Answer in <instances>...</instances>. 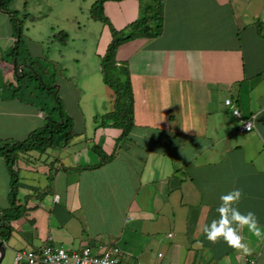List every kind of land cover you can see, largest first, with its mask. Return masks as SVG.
Segmentation results:
<instances>
[{"label":"crops","instance_id":"obj_1","mask_svg":"<svg viewBox=\"0 0 264 264\" xmlns=\"http://www.w3.org/2000/svg\"><path fill=\"white\" fill-rule=\"evenodd\" d=\"M161 1V35L135 39L116 53L117 62L128 68L133 94L134 127L125 140L118 142L121 131L100 127L93 114L87 127L79 109L73 114L82 130L75 133L78 123L66 109L72 136L83 137L72 144L56 142L44 152H17L15 196L0 155V219L12 204L21 211L17 219L0 222L1 264H13L18 251L46 245L70 252L117 247L126 264H244L250 257L264 264V116L258 115L264 112V37L257 30L261 23L264 32V0ZM147 3L106 1L103 13L115 30H122ZM29 4L12 0L7 11L0 8V141L22 142L48 122L45 108L15 91L22 65L16 66L15 59L10 63L20 36L10 13L18 22L19 14L35 23L41 18L27 11ZM43 36L34 38L28 28L21 35L30 50L43 45ZM110 40L103 25L96 57L104 56ZM46 56L51 60L50 51ZM61 69L68 73L66 66ZM98 74L100 65L88 68L79 81L85 84L88 75ZM106 88V107L98 116L113 110ZM67 92L61 97L64 109L75 106ZM226 99L242 120L256 116L252 132H238ZM94 148L110 159L98 166ZM233 189L244 194L236 207L253 211L259 220L260 237L247 228L241 232L251 254L222 239L213 244L203 232L218 218L221 194ZM6 227L10 234L4 239Z\"/></svg>","mask_w":264,"mask_h":264},{"label":"rangeland","instance_id":"obj_2","mask_svg":"<svg viewBox=\"0 0 264 264\" xmlns=\"http://www.w3.org/2000/svg\"><path fill=\"white\" fill-rule=\"evenodd\" d=\"M28 1L30 4L27 6V11L41 18L35 23V21H31L27 17L22 18V14H19L22 31L19 28L17 29V37L20 31L25 35V29L28 28L34 35V38H36L35 34L38 36L44 35L43 45H34L30 50L27 48L26 44H24V37H21L22 47H20L21 54L19 58H23V62H20L18 59V64L24 67L25 74L29 73L33 75L35 74V70V75L42 76L47 87L56 89L57 96L60 100L64 92L68 91L67 93L72 96L76 107H73L72 103H70V106L66 104L64 111L67 109V112L72 113L73 117L76 119L78 125L74 130L75 133H77L82 130V126L80 125L81 120L73 114L77 109L82 112L81 115H85V122L88 127V122L90 126L92 125L90 115L93 114L99 119L101 116L99 115V117L98 113L103 111L106 107L105 98L107 88L103 84L100 74L88 75L92 77H88L85 84L79 81V78L84 76L88 68L92 69V67H99L100 65L101 58L99 59L96 57L95 53L97 41L104 24L90 17L91 6L95 3L94 0ZM21 7L22 6H20V8ZM32 23L34 24L32 25ZM60 32L67 36V41L63 44H60L52 38ZM48 36L49 40L47 39ZM48 51H50L52 55L51 60L47 59L46 55ZM62 56L65 57L63 63L61 62ZM10 58L12 59V56ZM12 62L14 63V60H10L11 66L13 64ZM62 65L67 67L68 73L61 69ZM29 66L33 67L34 70ZM91 71L93 72L94 70ZM46 73H49L51 76L49 77ZM39 82L40 81L27 83L24 79L21 83V87L23 88L22 93H17H21L20 95L27 100H34L39 109L45 108L46 114H50L51 120L58 121L59 113L53 110L56 107L54 96H52L49 91H43L41 94L37 89ZM65 82H69V84L65 85ZM60 84L62 85V89L58 91ZM10 92L9 90L6 91V96L9 95ZM76 96H81L80 101H77ZM40 105L42 106L40 107ZM81 118L83 119V116ZM81 137L83 136L80 134L74 137L72 136L70 143L76 142L75 139H81ZM90 137L91 135L88 134L87 138L89 139ZM16 141L17 140H13L9 142V140H1L0 144L5 142L15 143ZM60 143H64L63 138L60 140ZM2 172H4V169Z\"/></svg>","mask_w":264,"mask_h":264},{"label":"trees","instance_id":"obj_3","mask_svg":"<svg viewBox=\"0 0 264 264\" xmlns=\"http://www.w3.org/2000/svg\"><path fill=\"white\" fill-rule=\"evenodd\" d=\"M106 1H122V0H96L91 6L90 17L106 25L110 32L111 40L108 43L104 56L100 59V74L103 84L110 89L113 98V110L99 119L94 118V121H100V127L102 128H114L121 131V135L118 138V142L125 140L131 130L134 127L133 120V94L130 83L129 71L126 64L119 63L116 60V53L118 48L130 41L139 38L154 39L161 35L163 30V14H162V1L161 0H149V3L143 5L140 4L139 17L134 22L126 26L122 30H115L107 18L103 15V4ZM12 0H1L0 8L7 11V7ZM15 21L16 34L17 29H21V21L18 22V18L15 13H10ZM24 17H28L31 21H35V18L25 14ZM257 30L260 35L264 37L261 23H258ZM22 31V29H21ZM18 32L20 35L16 42V48L13 50L12 60H16V66H19V49L21 47V35L22 32ZM53 40H57L60 43L67 41L66 34L59 33L54 35ZM20 60V59H19ZM32 70L33 67L29 66ZM20 73L17 72L20 80L17 82L16 92H22L21 83L25 79V82L31 83L34 81H40L37 89L40 92L49 91L56 101V107L53 109L59 113V120H51L50 114H47V120L45 126L33 131L26 140L22 142H15L12 145H5L0 147V155L5 157L8 171L11 175V195L15 196L17 177L16 172L13 170L15 163V154L17 152H27L30 150H36L44 152L46 149L55 146L56 142H59L63 138L64 144H67L72 138L73 123L70 117H68L64 111L61 100L57 96L56 89L47 87L43 81L42 76L35 74H25L24 68H20ZM117 142V143H118ZM95 152L100 157V165L110 159L111 156H106L100 149L94 148ZM11 205L9 209L3 212V216L0 222L11 221L17 219L21 214L18 207ZM18 212V213H17ZM15 213H17L15 215ZM3 227H5L3 225ZM7 234L4 239L10 234L9 227H6Z\"/></svg>","mask_w":264,"mask_h":264},{"label":"clouds","instance_id":"obj_4","mask_svg":"<svg viewBox=\"0 0 264 264\" xmlns=\"http://www.w3.org/2000/svg\"><path fill=\"white\" fill-rule=\"evenodd\" d=\"M185 132L190 131L183 127ZM132 135L139 136L138 133H132ZM184 153V150L182 149ZM185 154V153H184ZM243 192L241 189H233L228 193L221 194L220 204L216 208L218 218L213 219L210 223L205 224L203 232L206 239L215 244L221 239L227 244L228 247L242 252L245 254H251V249L245 238L241 235L243 229L247 228L248 232L256 237L262 235L261 228L259 226V220L253 211L242 213L236 205L243 198ZM87 257V253L85 254ZM55 264H68V259L63 250H58L57 255L50 258L49 264L52 262ZM82 264H88L87 259ZM103 264V262H101Z\"/></svg>","mask_w":264,"mask_h":264},{"label":"built area","instance_id":"obj_5","mask_svg":"<svg viewBox=\"0 0 264 264\" xmlns=\"http://www.w3.org/2000/svg\"><path fill=\"white\" fill-rule=\"evenodd\" d=\"M225 105L229 107L233 116L238 121V132L241 134L250 133L254 130L255 115L249 120H242L240 113L230 99L224 101ZM264 112L258 113V115ZM58 250H63L68 259V264H82L87 259L88 264H126L117 247H101L97 252H93L91 248L87 247L80 251L70 252L63 247L46 245L38 250H22L15 253L13 264H49L50 258L57 255ZM87 253V257L85 254ZM52 264H55L53 261ZM63 264V261H61ZM244 264H257L255 257L247 258Z\"/></svg>","mask_w":264,"mask_h":264},{"label":"water","instance_id":"obj_6","mask_svg":"<svg viewBox=\"0 0 264 264\" xmlns=\"http://www.w3.org/2000/svg\"><path fill=\"white\" fill-rule=\"evenodd\" d=\"M14 64H15V60H14ZM21 66H19L20 68ZM4 258V242H0V264L2 262Z\"/></svg>","mask_w":264,"mask_h":264}]
</instances>
